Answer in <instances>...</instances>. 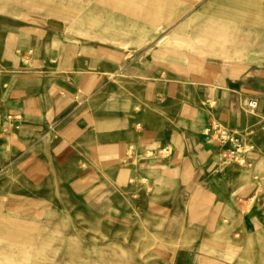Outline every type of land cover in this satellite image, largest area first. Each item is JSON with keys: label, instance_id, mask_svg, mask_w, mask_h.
<instances>
[{"label": "crops", "instance_id": "1", "mask_svg": "<svg viewBox=\"0 0 264 264\" xmlns=\"http://www.w3.org/2000/svg\"><path fill=\"white\" fill-rule=\"evenodd\" d=\"M198 3L0 0V258H264V31Z\"/></svg>", "mask_w": 264, "mask_h": 264}, {"label": "rangeland", "instance_id": "2", "mask_svg": "<svg viewBox=\"0 0 264 264\" xmlns=\"http://www.w3.org/2000/svg\"><path fill=\"white\" fill-rule=\"evenodd\" d=\"M198 1L199 3L196 4V10L204 12L202 13V16L200 18L195 20L196 28L200 29L197 31L200 38L203 39L208 38L210 31L212 32V30L210 29L211 27H222L223 28L222 32L225 33L226 27H234L231 24L237 22L238 19L237 16L250 15V14H252L255 18L254 19L247 18L244 21L251 22L256 27H259L260 31L262 30L264 31V0H229V1L228 0H198ZM234 1H239V2H234ZM242 1H244L243 11L240 10L242 8L241 7ZM233 7L235 8L232 9ZM208 13L214 17L205 18L204 16H207ZM230 16H235V17H230ZM260 37H264V34H260ZM244 55H246V52H244ZM259 62L264 63V52L262 51H260ZM246 100L247 99H245L244 102ZM257 241H259L258 244L261 247V250L258 253L259 255H264V241H261V239ZM263 263H264V258H259L258 264H263ZM0 264H12V260L9 258H0ZM15 264H17L16 261Z\"/></svg>", "mask_w": 264, "mask_h": 264}, {"label": "built area", "instance_id": "3", "mask_svg": "<svg viewBox=\"0 0 264 264\" xmlns=\"http://www.w3.org/2000/svg\"><path fill=\"white\" fill-rule=\"evenodd\" d=\"M257 104V99L255 97H252L244 102V107L249 110H254L257 107ZM212 129L217 132L221 140H230L232 142L233 147L226 154V161L229 163L235 162L237 164L244 165L245 159L241 155V153L243 152V148L242 146H240L238 140L230 138L227 131L224 128H221L218 124H214V126H212ZM261 185L262 188H264V179H261Z\"/></svg>", "mask_w": 264, "mask_h": 264}]
</instances>
